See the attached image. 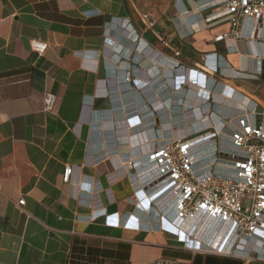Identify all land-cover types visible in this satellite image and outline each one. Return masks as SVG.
I'll return each instance as SVG.
<instances>
[{
    "label": "crops",
    "instance_id": "0c3cea01",
    "mask_svg": "<svg viewBox=\"0 0 264 264\" xmlns=\"http://www.w3.org/2000/svg\"><path fill=\"white\" fill-rule=\"evenodd\" d=\"M212 11H199L196 0H0V264H147L162 256L264 264L254 253L193 255L169 233L105 219L118 212L146 220L139 188L121 172L130 130L116 126L144 110L145 94L124 76L150 81L158 55L179 68H223L219 81L264 105V59L250 42L218 39L230 25L208 23ZM35 38L48 42L44 53L33 50ZM159 88L163 98L172 94Z\"/></svg>",
    "mask_w": 264,
    "mask_h": 264
},
{
    "label": "built area",
    "instance_id": "2783aa9c",
    "mask_svg": "<svg viewBox=\"0 0 264 264\" xmlns=\"http://www.w3.org/2000/svg\"><path fill=\"white\" fill-rule=\"evenodd\" d=\"M196 1L199 11L213 10L205 16L208 23H229L230 30L218 39L250 42L255 55L264 59V0ZM141 18L146 26H153L145 16ZM123 23L130 28L131 38L140 41L130 21ZM48 45L38 38L31 42L41 54ZM148 71L150 81L124 76L130 88L135 85L144 91V110L116 125L130 130L132 152L121 172L131 176L139 188L136 205L146 220L105 212L106 222L169 233L193 255L200 252L249 260L254 253L264 260V243L255 240L264 238V105L219 81L217 76H225L223 68ZM230 74L240 76L234 69ZM160 86L172 94L163 98ZM45 101L52 110L55 95L46 93ZM73 170L71 165L66 167L65 181ZM25 202L23 197L18 204ZM147 264H194V260L162 256Z\"/></svg>",
    "mask_w": 264,
    "mask_h": 264
},
{
    "label": "bare ground",
    "instance_id": "6f19581e",
    "mask_svg": "<svg viewBox=\"0 0 264 264\" xmlns=\"http://www.w3.org/2000/svg\"><path fill=\"white\" fill-rule=\"evenodd\" d=\"M201 3L204 4L205 1H203ZM159 57H161V56L160 55L153 56V59L155 61V62H153L154 63V68H156L155 70H158V69L161 70V68H177L176 65H175L176 62L173 61L172 59L167 60V62H166V60H164L165 62H163V57H161L160 60H159ZM255 240H256V242L258 244H263L264 243V238L262 236L259 237V238L257 237Z\"/></svg>",
    "mask_w": 264,
    "mask_h": 264
},
{
    "label": "rangeland",
    "instance_id": "374dc122",
    "mask_svg": "<svg viewBox=\"0 0 264 264\" xmlns=\"http://www.w3.org/2000/svg\"><path fill=\"white\" fill-rule=\"evenodd\" d=\"M174 59V58H173ZM160 60V59H159ZM170 60V59H169ZM174 61L176 62L175 63V65H177V60L176 59H174ZM177 68H179V67H177ZM250 203V200H248V204Z\"/></svg>",
    "mask_w": 264,
    "mask_h": 264
}]
</instances>
